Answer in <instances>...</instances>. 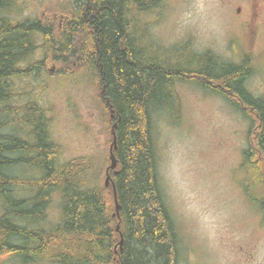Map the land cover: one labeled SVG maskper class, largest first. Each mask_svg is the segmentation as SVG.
I'll list each match as a JSON object with an SVG mask.
<instances>
[{"label": "trees", "instance_id": "obj_1", "mask_svg": "<svg viewBox=\"0 0 264 264\" xmlns=\"http://www.w3.org/2000/svg\"><path fill=\"white\" fill-rule=\"evenodd\" d=\"M162 2L68 0L40 18H20L16 0H0L3 261L179 264L181 241L160 185L154 134L159 116L172 125L181 121L179 85L221 97L246 121L257 110L260 156L244 150L237 172L244 194L257 199L264 215V99L255 100L245 88L252 66L247 59L236 65L195 53L188 42L170 50L154 41L144 22L161 15ZM65 56L74 58L77 71L92 72L102 119L109 130L115 126L117 166L108 173L116 202L112 185L101 182L109 159L64 160L50 133L49 110L18 89L26 79H43L48 63Z\"/></svg>", "mask_w": 264, "mask_h": 264}, {"label": "rangeland", "instance_id": "obj_2", "mask_svg": "<svg viewBox=\"0 0 264 264\" xmlns=\"http://www.w3.org/2000/svg\"><path fill=\"white\" fill-rule=\"evenodd\" d=\"M16 2L23 8L20 18H40L46 8L68 0ZM235 3L163 0L161 15L156 12L145 23L151 38L170 50L188 42L195 53H209L233 63L248 51L241 48L228 10ZM73 59L65 56L58 64L49 62L43 79H26L17 84L18 89L32 94L30 99L49 110L50 133L62 146L64 160L87 156L108 161L112 129L102 119L92 72L77 71L76 64L72 75L60 72L73 69ZM253 63L255 74L247 79L245 88L251 95H259L264 92L263 55L258 53ZM177 91L181 121L172 125L159 116L154 134L160 185L181 241L179 264H264V222L257 207L244 198L242 174L237 172L244 150L251 147L260 156L255 115L249 113L246 121L229 102L193 85H179ZM56 211L54 206L50 222ZM0 264L15 263L0 257Z\"/></svg>", "mask_w": 264, "mask_h": 264}, {"label": "flooded vegetation", "instance_id": "obj_3", "mask_svg": "<svg viewBox=\"0 0 264 264\" xmlns=\"http://www.w3.org/2000/svg\"><path fill=\"white\" fill-rule=\"evenodd\" d=\"M235 1V4L228 6V10L231 12L235 27L238 30V38L241 48L245 47L248 51H246L243 55L241 54L236 57L233 64L240 65L244 59H247L252 66L251 76L254 77L255 67L253 62L255 58L258 56V53H261L264 58V0ZM223 4L225 5V8H227L226 3L223 2ZM252 96L255 100L264 99V92L260 93L259 95ZM257 113V110L253 112L256 121H258L260 129L262 121L260 115ZM262 195L263 196L261 198L264 199V193H262ZM244 198L246 200L249 199L246 197V195H244ZM249 201L255 205L258 210L261 208L257 202V199L256 201L249 199ZM260 210L259 219L261 222H264V215Z\"/></svg>", "mask_w": 264, "mask_h": 264}, {"label": "water", "instance_id": "obj_4", "mask_svg": "<svg viewBox=\"0 0 264 264\" xmlns=\"http://www.w3.org/2000/svg\"><path fill=\"white\" fill-rule=\"evenodd\" d=\"M114 129H115V126H113L112 131H111L113 140H112V145H111V148H110V151H109L110 166H109L108 170L106 171L105 186L108 187L109 185H112V192H113V196H114L115 202H116V191H115V188H114L113 184L110 183V176H109V173H108L109 170L110 171H115L116 166H117L116 158H115V156L113 154V151L116 149V139H115V135H114ZM118 210H119V207L116 205V211H118ZM121 244H122V241L120 242V245Z\"/></svg>", "mask_w": 264, "mask_h": 264}, {"label": "bare ground", "instance_id": "obj_5", "mask_svg": "<svg viewBox=\"0 0 264 264\" xmlns=\"http://www.w3.org/2000/svg\"><path fill=\"white\" fill-rule=\"evenodd\" d=\"M20 11V10H19ZM140 18V17H139ZM7 19V18H6ZM142 19V18H141ZM144 19V18H143ZM14 20H15V18H14ZM145 23V22H144ZM143 28V27H142ZM52 149V148H51ZM20 171V170H19ZM18 173V172H17ZM18 175V174H17ZM24 175V174H23ZM29 179V178H28Z\"/></svg>", "mask_w": 264, "mask_h": 264}]
</instances>
